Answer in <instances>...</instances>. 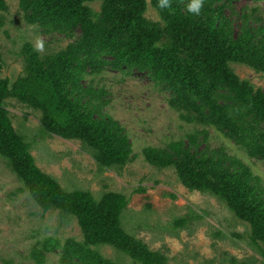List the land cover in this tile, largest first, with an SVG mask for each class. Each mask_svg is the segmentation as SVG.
<instances>
[{"label":"trees","instance_id":"16d2710c","mask_svg":"<svg viewBox=\"0 0 264 264\" xmlns=\"http://www.w3.org/2000/svg\"><path fill=\"white\" fill-rule=\"evenodd\" d=\"M235 1L204 0L195 16L186 11L189 0H170L166 9L159 0H149L158 16L153 21L145 16L147 0H18L27 24L71 41L44 56L25 44L23 74L14 81L0 78V156L43 211L74 218L81 232V241L68 239L61 247L58 264H117L98 251L103 246L134 264H168L161 252L124 229L126 196L108 192L95 198L89 191H67L42 172L6 109L7 101L20 103L39 114L41 130L49 136L80 142L100 171L121 169L131 160L129 138L103 113L107 92L85 82L105 68L147 77L169 93L168 106L181 121L201 126L163 148H145L146 162L173 169L186 189L216 198L249 229L251 244H264L259 179L240 159L207 145L212 128L264 165V92L231 68L245 65L264 75V21L241 14L234 25L225 10ZM93 4L99 5L97 11ZM6 9L0 0V29ZM186 223L181 218L173 226ZM33 256L43 259L39 253Z\"/></svg>","mask_w":264,"mask_h":264},{"label":"rangeland","instance_id":"374dc122","mask_svg":"<svg viewBox=\"0 0 264 264\" xmlns=\"http://www.w3.org/2000/svg\"><path fill=\"white\" fill-rule=\"evenodd\" d=\"M147 2L146 18L158 20ZM5 3L0 29V78L14 81L23 74L25 44L44 56L58 52L71 41L27 24L18 0ZM91 7L99 9L98 4ZM225 13L234 25L241 14L264 21V0H236ZM38 43L43 50H38ZM231 68L240 79L264 92V75L245 65L231 64ZM85 82L107 92L103 113L124 128L132 147L131 160L121 169L100 171L80 142L49 136L41 130L39 114L14 100L7 101L13 128L30 144L37 167L67 191H89L95 198L108 192L126 196L124 229L150 250L161 252L168 264H230L234 259L238 264H264V244L260 248L251 244L249 229L222 203L208 194L186 189L173 169H158L146 162L145 148H163L169 142L183 140L195 128L201 129L179 119L168 106L169 93L155 88L143 75L125 76L107 68ZM207 132L209 149H222L240 159L259 179L258 188L263 194V163L214 129ZM181 218L187 223L175 228L173 222ZM68 239L82 240L76 220L56 210L43 211L0 156V264H58L61 247ZM50 244H56V248ZM98 251L117 264H134L110 247ZM37 253L43 256L42 261L34 258Z\"/></svg>","mask_w":264,"mask_h":264},{"label":"clouds","instance_id":"9594fccd","mask_svg":"<svg viewBox=\"0 0 264 264\" xmlns=\"http://www.w3.org/2000/svg\"><path fill=\"white\" fill-rule=\"evenodd\" d=\"M204 5V0H189L186 5V11L189 14L199 16ZM159 7L161 9H166L170 7V0H159ZM38 50H43V45L41 43L37 44Z\"/></svg>","mask_w":264,"mask_h":264}]
</instances>
